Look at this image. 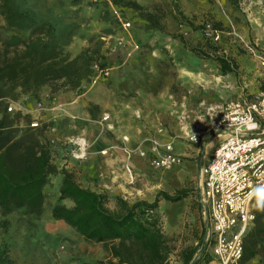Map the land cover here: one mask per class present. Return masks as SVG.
<instances>
[{
	"label": "rangeland",
	"instance_id": "1",
	"mask_svg": "<svg viewBox=\"0 0 264 264\" xmlns=\"http://www.w3.org/2000/svg\"><path fill=\"white\" fill-rule=\"evenodd\" d=\"M24 1L57 28L52 35L32 34L8 27L0 14V138L13 136V129L19 134L31 129L48 143L53 166L70 171L81 186L96 188L98 179L83 165L95 151L115 145L122 152L125 146L149 152L153 140L180 141L184 153L179 166L155 169L142 158L145 164H135L138 175L132 169L130 183L141 192L158 188V182L169 194L187 190L180 205L159 209L161 227L176 248L169 264H180L177 252L197 244L203 226L198 184L200 162L211 150L206 108L252 98L264 84V0H131L153 13L164 32L140 11L111 0ZM174 5L186 20L205 27L204 36L212 38L217 53L237 62V76L221 74L215 61L196 56L173 37L182 35L189 45L212 53L201 30L188 27ZM31 52L40 65L18 74L20 59ZM192 134L196 141L189 139ZM81 137L87 141L83 156L75 143ZM60 181L61 175L50 176L43 187L40 216L23 210L7 216L12 264H109L102 244L84 241L51 217ZM136 197L128 200H146V195Z\"/></svg>",
	"mask_w": 264,
	"mask_h": 264
},
{
	"label": "trees",
	"instance_id": "2",
	"mask_svg": "<svg viewBox=\"0 0 264 264\" xmlns=\"http://www.w3.org/2000/svg\"><path fill=\"white\" fill-rule=\"evenodd\" d=\"M114 5H125L140 11L150 25L164 32V28L153 13L148 12L135 1L111 0ZM20 4H24L21 8ZM179 17L191 29L202 32V41L212 49V53L189 45L182 35H175L185 48L196 56L212 59L221 74L238 75L237 62L224 54L217 53L218 47L212 38L205 37V27L196 26L186 20L178 11ZM0 14L6 25L29 31L32 34L52 35L56 24L43 19L24 0H0ZM215 25V28H214ZM219 23H213V30ZM37 54L31 52L22 57L17 66L18 74L34 71L40 65ZM1 124V122H0ZM264 128V123L261 124ZM13 129V136L0 138V264H12L11 247L6 238L10 229L8 215L23 210L40 216L43 212L44 192L50 176L61 175L57 203L51 208L54 220H61L75 230L86 242L102 244L108 251L109 264H169L170 256L176 251L173 238L168 236L160 224L159 201L177 203L187 197L185 188L174 190L173 194L159 191L152 202L137 200L130 202L121 196H111L106 191H93L81 186L72 173L64 168L58 170L51 163L50 147L43 143L31 129ZM72 205L66 206L63 201ZM206 228L202 226L197 244L186 246L177 252L180 264L209 263L213 259L206 252L204 241ZM257 259L264 264V212L254 207L253 227L243 241V254L240 264ZM97 264H104L102 260Z\"/></svg>",
	"mask_w": 264,
	"mask_h": 264
},
{
	"label": "built area",
	"instance_id": "3",
	"mask_svg": "<svg viewBox=\"0 0 264 264\" xmlns=\"http://www.w3.org/2000/svg\"><path fill=\"white\" fill-rule=\"evenodd\" d=\"M260 62L264 69V58H260ZM205 115L209 119L206 132L222 137L199 169L202 186L199 202L206 225V252L214 264H240L243 241L254 221V198L248 193L256 185L264 184V129L261 127L264 123V84L252 98L238 97L217 108L208 107ZM157 133H162V129ZM189 139L196 141V134ZM123 151L129 183L134 181L130 164L134 153L160 170L171 169L182 162L171 142L153 140L149 152H135L126 146Z\"/></svg>",
	"mask_w": 264,
	"mask_h": 264
},
{
	"label": "crops",
	"instance_id": "4",
	"mask_svg": "<svg viewBox=\"0 0 264 264\" xmlns=\"http://www.w3.org/2000/svg\"><path fill=\"white\" fill-rule=\"evenodd\" d=\"M207 134H209V137H210L207 145L209 147H211V150H210L209 156L206 158V161L204 163L200 162V167L202 165H204L207 162L208 158L210 157V155H211V153L215 147L214 143H217V142L219 143V141L222 138L221 135L216 134L215 132H209ZM165 135H167L166 132H165ZM165 142H171L172 146H173L174 153L183 157V153H184L183 145L180 141L174 140V142H173V141L169 140V141H165ZM148 147H149V149L151 148V143L148 144ZM101 151H102V153L97 154V155H95V153H96V151H95L91 156H88L89 157L88 162L83 163L85 171L89 172L90 175L92 177H94L95 179H98L97 183H99L100 187L99 188H96L94 186H84V187L89 188L93 191H97V192L106 191L112 195L121 196L127 200L130 199L132 196L136 197L137 195L142 194V195H146V200L149 202L153 201L155 195L159 191H165L166 192L165 186H162V185H165L164 182L156 183L158 185V188H154V190H151V189L148 190L147 189L146 192H141V190H138L137 188H135L134 186H132V184H130L128 182V175L123 169L125 163L127 162L125 153L122 152L120 149H117L115 147V145H110L108 147H105ZM205 153H207V152H205ZM144 160H147V159H144ZM130 164L132 166L134 175L137 176L138 175L137 170H134L135 164H138L141 166L142 164L144 165L145 163H144L142 158H139L138 156L133 155L131 160H130ZM200 167H199V169H200ZM78 182L81 183V181H78ZM201 188H202V186H201V180H200V176H199L198 198H199ZM180 203H182V201H179V202L174 203V204L180 205ZM166 204H168V202H166L164 200H160L158 203L159 209H163V207L166 206ZM199 214H201L200 202H199ZM201 218H202L203 226L206 228L203 217L201 216ZM201 229H202V227H201ZM253 261L257 262V259H255Z\"/></svg>",
	"mask_w": 264,
	"mask_h": 264
},
{
	"label": "clouds",
	"instance_id": "5",
	"mask_svg": "<svg viewBox=\"0 0 264 264\" xmlns=\"http://www.w3.org/2000/svg\"><path fill=\"white\" fill-rule=\"evenodd\" d=\"M227 117L225 116V120ZM193 139H195V136L193 135ZM75 143L79 147V151L81 156L85 154V149L87 147V141L81 137L78 138ZM75 154V150H74ZM248 196L250 198H254V207L259 212H264V184H258L252 190L248 193Z\"/></svg>",
	"mask_w": 264,
	"mask_h": 264
}]
</instances>
